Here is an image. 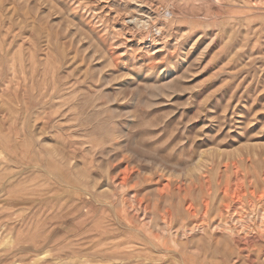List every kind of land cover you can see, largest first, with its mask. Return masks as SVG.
Listing matches in <instances>:
<instances>
[{
  "label": "rangeland",
  "instance_id": "374dc122",
  "mask_svg": "<svg viewBox=\"0 0 264 264\" xmlns=\"http://www.w3.org/2000/svg\"><path fill=\"white\" fill-rule=\"evenodd\" d=\"M235 170L264 188V0H0V264H264Z\"/></svg>",
  "mask_w": 264,
  "mask_h": 264
},
{
  "label": "bare ground",
  "instance_id": "6f19581e",
  "mask_svg": "<svg viewBox=\"0 0 264 264\" xmlns=\"http://www.w3.org/2000/svg\"><path fill=\"white\" fill-rule=\"evenodd\" d=\"M144 6V5H143ZM149 9V8H148ZM151 11V10H150ZM166 13V12H165ZM146 14V13H145ZM151 14V13H150ZM168 14H170L168 12ZM170 16V15H169ZM145 18V17H144ZM131 23V22H130ZM158 23V22H156ZM153 26V25H152ZM155 28V27H154ZM149 29V28H148ZM152 29V28H150ZM156 29V28H155ZM159 30V29H157ZM155 31V30H154ZM148 32V31H147ZM157 34V33H156ZM145 42V41H144ZM236 166V165H235ZM264 175V173H263ZM124 176V175H122ZM127 176V175H126ZM129 176V175H128ZM127 176V177H128ZM125 177V176H124ZM114 178V177H113ZM112 178V179H113ZM119 178V176H118ZM125 179V178H124ZM123 181L120 180L119 183ZM234 181L235 183L233 185H228L226 184L222 189V195L224 197V203L222 204L221 207V211L224 213H229L231 212V208L235 207L236 205H241V206H245L247 205L248 207H250V209H254V208H259V206H264V188L263 189H256L255 187L252 186L251 181L245 182L244 180H242L240 178V176L238 175V170L234 171ZM263 181H264V177H263ZM116 183V182H115ZM164 183V182H163ZM247 183V184H245ZM118 184V183H117ZM155 186V185H154ZM120 187V186H118ZM161 187V186H160ZM133 192V191H132ZM130 193V192H129ZM140 200V199H139ZM138 200V201H139ZM136 203V202H135ZM203 204V213L202 216H205L206 211L208 209V203L204 200L202 202ZM141 205V204H140ZM186 206V205H185ZM189 212H191L192 214H194V209L191 205H187L186 208ZM169 211V210H168ZM114 214V213H113ZM114 216V215H113ZM142 216V215H141ZM164 219V218H163ZM168 224V223H167ZM203 225H205L204 223L200 222V224L195 225V229H200L203 227ZM215 225V224H214ZM63 226V224H62ZM260 229L257 231L258 233H256L255 235H253L250 238H246L244 241H242L241 243L240 240L235 239L236 242H238V244H240L241 250L243 249H249L253 242H255L254 240H260L263 242L262 246H263V250H264V210L263 213L261 215V222H260ZM235 234H238L236 231ZM158 235V234H157ZM180 235V234H178ZM116 238V237H115ZM112 239V238H111ZM100 243V241H99ZM264 252V251H263ZM167 263V262H166Z\"/></svg>",
  "mask_w": 264,
  "mask_h": 264
}]
</instances>
